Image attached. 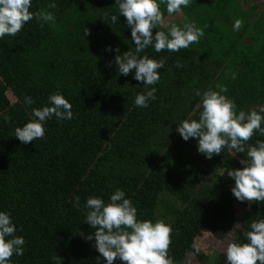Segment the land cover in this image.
Returning <instances> with one entry per match:
<instances>
[{
  "label": "trees",
  "instance_id": "obj_1",
  "mask_svg": "<svg viewBox=\"0 0 264 264\" xmlns=\"http://www.w3.org/2000/svg\"><path fill=\"white\" fill-rule=\"evenodd\" d=\"M235 1L191 0L182 7L178 19L188 18L205 35L178 52L149 46L139 53L165 61L160 80L146 86L134 79L135 70L121 75L114 62L116 48L123 55L136 47L116 0H32L30 11H51L55 22L41 27L33 19L0 39V211L10 213L15 235L25 239L24 255L14 254L9 264H107L94 246L96 229L85 222V205L89 197L107 204L117 189L137 208L138 220L171 224L175 264L188 253L207 264L211 256L193 245L208 235L248 242L245 232L264 219V202L238 201L227 172L245 167L247 148L264 136L257 131L245 153L224 148L208 159L197 138L185 141L177 131L185 119H199L196 92L218 91L217 85L228 89L222 94L235 101L237 114L264 105V44H248L251 15L232 32ZM160 7L166 21V4ZM157 31L168 34L166 26ZM152 87L156 99L137 107V94ZM56 93L72 104L74 118L53 116L43 139L23 144L15 129L34 119L32 109L51 106ZM26 96L35 101L30 107ZM237 204L245 207L242 216Z\"/></svg>",
  "mask_w": 264,
  "mask_h": 264
},
{
  "label": "clouds",
  "instance_id": "obj_2",
  "mask_svg": "<svg viewBox=\"0 0 264 264\" xmlns=\"http://www.w3.org/2000/svg\"><path fill=\"white\" fill-rule=\"evenodd\" d=\"M161 3L166 4L167 13H179L182 7H188L191 0H116L118 11L131 27V38L135 42V52L132 50L115 57L118 72L127 76L135 70L134 79L144 85H155L160 80L159 69L164 67V60L150 59L147 55L142 58L138 55L149 46L155 51L178 52L188 48L193 43H199L205 35L202 28L195 23L185 24L184 28L173 25L168 34L153 29L165 27L164 13ZM32 0H0V39L16 36L29 21L36 19L43 27L44 23L55 22V15L51 11H30ZM57 5L51 3L48 8L54 9ZM118 21L117 15L111 16V22ZM243 26L242 19H236L234 30ZM90 30L85 29L88 36ZM169 35L171 39H169ZM109 47L108 51H111ZM109 62L108 67H111ZM177 67L182 64L177 61ZM219 90L208 89L196 95H202V111L199 119H185L179 123L177 131L188 141L198 139V152L205 154L208 159L219 155L224 148L235 150L236 153H245V144L258 131L264 136V105L259 110L250 112L240 110L237 114V105L233 99L222 93L228 89L217 85ZM157 89L152 87L145 93L137 94L135 105L147 108L149 102L156 99ZM35 103L30 96L25 97V104L29 107ZM51 106L32 109L33 120L23 127L15 129V137L23 144H28L45 137L44 124L55 116L57 120H71L74 118L72 104L59 93L49 97ZM5 116V122L10 121ZM247 159L240 163L245 167L233 169L227 175L235 181L232 193L240 201L264 202V141L258 140L256 146L247 148ZM75 199V206H79L80 197ZM85 207L88 209L86 221L96 229L94 239L95 248L106 260L107 264H114L119 259L124 264H175L174 258L169 255L172 243L173 228L164 220H138L137 208L130 199L125 198V192L117 189L110 197V202L103 199L89 197ZM251 230L245 232L247 243L231 242L226 247L227 264H264V219L252 221ZM17 228L12 222L10 213L0 211V264H9L13 255L23 256L25 239L16 236ZM88 240L93 236L88 235ZM196 252L200 249L193 245Z\"/></svg>",
  "mask_w": 264,
  "mask_h": 264
},
{
  "label": "crops",
  "instance_id": "obj_3",
  "mask_svg": "<svg viewBox=\"0 0 264 264\" xmlns=\"http://www.w3.org/2000/svg\"><path fill=\"white\" fill-rule=\"evenodd\" d=\"M235 3H237L238 8L236 9V14L232 17L234 22L236 19H242L244 25L246 16L248 15L249 17L251 15L252 17L251 21L249 20L248 44H264V0H237ZM182 14L184 15L182 11L179 13H173L165 21L168 33L173 25H179L181 26L180 28L183 29L185 24H190V20L188 18L181 20L178 19L179 15ZM232 32L236 34L239 33L238 30H234V27L232 28ZM253 36L254 40H252Z\"/></svg>",
  "mask_w": 264,
  "mask_h": 264
},
{
  "label": "rangeland",
  "instance_id": "obj_4",
  "mask_svg": "<svg viewBox=\"0 0 264 264\" xmlns=\"http://www.w3.org/2000/svg\"><path fill=\"white\" fill-rule=\"evenodd\" d=\"M236 211L238 216H242L245 211V207L237 204ZM233 234L220 241L213 236L208 235L207 237L197 240L196 245L206 255H210V261L207 264H227L226 247L233 240ZM184 264H203L198 261L192 254L188 253L185 258Z\"/></svg>",
  "mask_w": 264,
  "mask_h": 264
}]
</instances>
